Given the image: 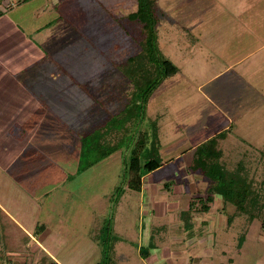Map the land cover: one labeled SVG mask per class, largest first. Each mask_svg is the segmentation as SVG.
<instances>
[{
	"label": "rangeland",
	"instance_id": "1",
	"mask_svg": "<svg viewBox=\"0 0 264 264\" xmlns=\"http://www.w3.org/2000/svg\"><path fill=\"white\" fill-rule=\"evenodd\" d=\"M74 1H58L47 16L46 22L54 28L60 21V38L67 42L60 45L65 53L60 66L55 67L52 58L53 44L0 43V202L17 218L5 221L17 222L29 234L36 220L43 221L49 199L54 206L51 213L64 208L62 225L52 217V229L62 243L51 254L61 264H264V22L261 27H247L258 23L256 19L239 22L241 6L236 9L229 0L219 7L207 0H155L157 45L178 70L154 84L146 103L138 100L141 108L130 120L128 133L131 140L137 131H145L142 161L158 158L163 164L143 178L141 192L115 188L112 193L121 181L125 146L83 168L81 145L78 150L82 142L72 136L78 139L93 131L100 135L106 121L112 127V117L120 121V114L128 116L136 87L124 67L128 57L140 52L143 33L127 19L136 0H76V5ZM251 3L243 8L250 9L255 5ZM193 6L198 9L191 11ZM260 7L264 11V4ZM33 8L13 14V20L27 13L25 23H33ZM246 30L260 35L252 37ZM21 46L30 50L24 53ZM48 68L57 73L56 78ZM39 70L42 75H37ZM45 81L62 89L60 107L67 134L65 140L59 134L62 126L61 132L51 127V141L35 147L40 125H30L29 130L20 127L22 141L17 140V127L6 133L10 125L4 105L16 97L27 100L23 91L35 92ZM75 83L81 84L82 102ZM225 128L229 133L219 142L221 163L228 171L239 165L252 183L245 191L242 212L220 195L208 201L210 182L190 170L193 149ZM113 132L106 140L110 149L116 139ZM102 144L103 140L98 143ZM31 165L37 173H31ZM237 189L244 192L240 186ZM235 198L237 202L243 196ZM204 205L208 210L202 209ZM36 245L39 248H30L17 264L52 262L41 244ZM43 258L45 263L40 261Z\"/></svg>",
	"mask_w": 264,
	"mask_h": 264
},
{
	"label": "crops",
	"instance_id": "2",
	"mask_svg": "<svg viewBox=\"0 0 264 264\" xmlns=\"http://www.w3.org/2000/svg\"><path fill=\"white\" fill-rule=\"evenodd\" d=\"M40 1L41 3L38 4V2ZM58 1L60 0H0V43H7L8 45H40V44H50L51 45L53 44L54 51L52 52V58L56 61L55 67L60 66L58 62L61 60L62 56L65 54L63 50H61L60 45L61 44L65 45V43L67 42H65L64 40L60 38L61 30L59 31L58 29L59 28L61 29V25H59L60 23V21L58 22L59 19L57 20L58 23L57 22H56L57 24L55 23L56 28H54V25H52V23L46 22L47 16L53 13V11L56 9V4L58 3ZM207 1L208 2L210 1V6H215V7H219L220 5L223 6V3L229 4L228 0H207ZM229 1H231V4L234 3L236 5L235 6L236 9L237 7L241 6L242 10L239 11V14L237 15V17L240 19L239 22L244 23V22H248L249 20L254 21V19H256L254 22L258 21V23H255V25L249 24L251 26H247V27H261L262 26V22H264V11L261 9L260 5L261 3L264 4V0H259V3L257 0H253L254 1L253 3H251L252 0H249V2L248 0H229ZM76 3L77 2L75 0L74 5H76ZM246 3H249V4L251 3V5L255 3V5L251 6L250 9H247V6L243 8V5ZM31 5L34 7L32 10L33 16L31 18L32 20H34L33 23H29L28 21H27L28 24L25 23V20H27L26 18V16L28 15L27 13H23V16H19V19L13 20V16H12L13 14H19L21 11L26 10V8H28V6H31ZM258 5H259V9H258ZM136 9H137V2H136ZM136 9L134 11H136ZM197 9H198V6L191 7V11L197 10ZM73 10L76 11L75 7H73ZM233 11L235 12L234 9ZM68 26H69L68 28L71 27L72 29L71 25H68ZM240 26L244 27V24L240 23ZM185 27L187 26L185 25ZM47 28L49 30H47ZM245 32H247L246 34H250V36L252 37H256L257 35H260V32H256V31L246 30ZM158 34H159V21L157 24V40L159 36ZM73 35L77 36V31L76 32L74 31ZM198 37L199 35L197 36V38ZM54 44H56L57 49H55ZM21 49L24 53L30 50L28 48H23L22 46H21ZM32 51L35 52L37 50L35 51L32 50ZM41 53L42 52L40 51V54ZM8 54H11V51H8ZM38 58H40V55L38 56ZM36 62L37 61H35V63ZM48 72H50V75L53 76V78H56L57 73L53 72L51 68H48ZM15 74L17 75L18 72H16ZM42 74H43L42 70H39L37 72V75H42ZM51 80L52 79H50V81ZM11 82L12 81H10V85H12ZM16 84L14 83V85ZM75 85L81 90L79 94L81 95L80 98L82 102L81 84L75 83ZM57 86L58 85H56L55 83L45 81L43 86L40 87V89L37 88L35 92L32 91L31 93L23 91V88L21 87L22 91L27 97V100L23 101L16 97L14 100L10 99L4 105L5 107H7V112H8V116L5 118L7 120L6 124L10 125L6 133L10 135L11 133L10 128L17 127L16 129L17 138L16 139L19 141H22V139L20 138L22 136L23 129L26 128L29 130L30 125L38 124L40 125L38 127L40 128L38 131V136H36L37 133L35 132L36 133L35 136L38 139V145H35V143L34 145L35 147L36 146L40 147L41 143L43 142L47 143V141H51L52 132H53V129H51V127L54 129L57 128V130L61 132V126H62L63 128L62 133H59V134H62L66 140L67 133L65 131L67 128L66 127L67 123L65 121H62L66 118L63 116L65 115V113L63 114L64 111L61 112L62 107H60V105L64 103V94L62 92L61 87L57 89L58 88ZM44 108H46V110H44ZM80 115H82V112L80 113ZM77 119H81V116H78V117L75 116V120ZM21 123H23V125H21ZM20 127H24V128L19 129ZM0 130H1V127H0ZM223 130H226V128ZM217 133L212 134L207 139L211 138ZM53 134L57 135V132ZM33 136L34 134L32 135V137H30V139H33ZM79 136L80 137L78 139L76 138V134H74L72 137L74 138L75 141L79 143V141H81V138L83 137V134L82 135L80 134ZM17 140H16V144H18ZM7 144L9 145L10 142ZM61 144L63 145V143ZM79 145H81V143L78 144V150H80ZM17 148L18 150H21L20 147H17ZM2 156L4 157L5 155H2ZM5 157H9V156H5ZM31 167L33 168L32 169L33 172L31 173H37L34 165H31ZM110 172H113V174L115 173L114 169H111ZM65 173H66V170H65ZM107 173L105 174V178L108 175ZM65 175L63 179L65 178ZM44 176L47 179L49 178L50 174H47V175L45 174ZM118 180H119V177L117 181ZM112 182L115 184L114 180ZM122 183H123V180L121 179L119 185L117 186L114 185L112 188L113 190L112 193H115L114 189L119 186H121V188L125 190V186L122 185ZM143 188H144V183H143ZM38 209H39V206H38ZM52 209H54L53 202L51 199H49V207L47 208V210L45 209L44 211H42L44 215L42 219L43 221L40 223L39 221L36 220L33 230L29 234H26L24 233L23 229L17 225V222L16 223L14 222L12 224V223H9L8 221H5L7 219L10 221L11 220L17 221V218L13 217V214H11L9 210L4 208V206H2L0 202V214L3 213L2 219H4V221L6 222V223H4V221L0 222L1 223L0 264L3 262H11L12 264L19 263L20 260H24L25 253L27 254L30 252V248L38 247L36 245L37 243L41 244L42 251L46 253V256L50 258L52 262H55L56 264H61L60 262H58L57 259L55 260V258L51 254L52 252L56 251L57 249L56 246L58 245L61 246V243H62L61 239L59 241L58 237L56 236L58 235L56 233L57 230L52 229V227H54L52 225V217L56 216L55 220H57V223H61L62 225L63 219L66 217L67 212H65L64 208H62L63 210L62 212L60 211L57 213H51ZM73 215H76V214H73ZM61 225L56 224L55 227L60 229ZM40 261L41 263H45L46 259L43 258L42 260L40 259Z\"/></svg>",
	"mask_w": 264,
	"mask_h": 264
},
{
	"label": "trees",
	"instance_id": "3",
	"mask_svg": "<svg viewBox=\"0 0 264 264\" xmlns=\"http://www.w3.org/2000/svg\"><path fill=\"white\" fill-rule=\"evenodd\" d=\"M136 2V11L127 15V19L131 23L138 24L142 29L143 35L140 41V52L128 57L124 67L126 76L136 87L132 99L130 98L129 100L130 104L128 103V107L126 106L128 116H126V112L120 114V121L116 119V116L112 117V120H115L112 127H110L109 121H106L101 127L100 135L95 131H93L94 133L91 132L93 134L90 132L84 134L81 138L82 149L80 155L84 158L83 162L81 159V166L83 168H88L102 160H106L111 154H114L125 146V152L121 151L123 164L121 179L127 190L139 193L143 189V178L147 174L158 169L163 163L158 158L142 161V156L144 155L147 144V133L145 131L139 130L138 132L136 130V134H134L130 140L128 132L129 130L131 131V125L129 123L134 117V113L141 108L142 102L138 100L142 98V101L146 103L154 84H158L159 81L161 82L163 79L173 76L178 68L163 57L158 48V20L154 12L155 0H136ZM155 70L157 71L156 75ZM139 72L141 74L140 76L138 75ZM228 131L229 129L220 131L211 138L201 142L194 149L190 170L210 182V187L206 190L209 194V196L206 197L208 201H213L212 195H220L224 197L225 201L228 200L236 205L238 210L242 212V210H246V206L244 205H246L245 201L247 200L248 187L250 184L252 185V183L248 178L243 177L239 165L235 171H228L221 163L223 153L222 149L219 147V142L225 139L229 133ZM110 132H113L112 138H116L113 141L114 144L111 149V145L109 143L106 144L107 138L109 140L108 135ZM91 138L96 142H90L92 140ZM125 138L128 139L127 145L124 144L126 141ZM97 140H99V142ZM102 140L103 144L98 145ZM238 186L243 188L242 191L244 192H240L239 189H237ZM116 189L121 190L122 188L119 186ZM246 190L247 192H245ZM238 196H243V198L235 202V197ZM252 204L257 205L256 202H252ZM224 208L226 207L224 206ZM202 209L206 211L208 207L204 205ZM262 209H264V204H262ZM262 228H264V225H262ZM49 264L56 263L50 262Z\"/></svg>",
	"mask_w": 264,
	"mask_h": 264
},
{
	"label": "built area",
	"instance_id": "4",
	"mask_svg": "<svg viewBox=\"0 0 264 264\" xmlns=\"http://www.w3.org/2000/svg\"><path fill=\"white\" fill-rule=\"evenodd\" d=\"M1 264H12L11 262H3Z\"/></svg>",
	"mask_w": 264,
	"mask_h": 264
}]
</instances>
